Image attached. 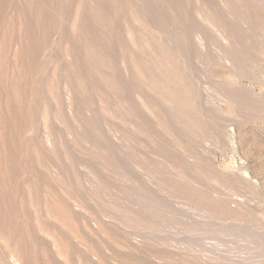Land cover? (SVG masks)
Returning <instances> with one entry per match:
<instances>
[{"label": "rangeland", "instance_id": "rangeland-1", "mask_svg": "<svg viewBox=\"0 0 264 264\" xmlns=\"http://www.w3.org/2000/svg\"><path fill=\"white\" fill-rule=\"evenodd\" d=\"M0 264H264V0H0Z\"/></svg>", "mask_w": 264, "mask_h": 264}]
</instances>
